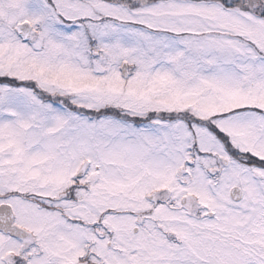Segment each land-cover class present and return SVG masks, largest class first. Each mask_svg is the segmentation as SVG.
Instances as JSON below:
<instances>
[{"label":"snow or ice","instance_id":"obj_1","mask_svg":"<svg viewBox=\"0 0 264 264\" xmlns=\"http://www.w3.org/2000/svg\"><path fill=\"white\" fill-rule=\"evenodd\" d=\"M0 264H264V0H0Z\"/></svg>","mask_w":264,"mask_h":264}]
</instances>
